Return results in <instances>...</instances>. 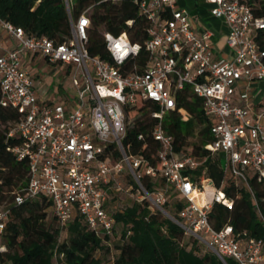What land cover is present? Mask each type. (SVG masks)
Returning a JSON list of instances; mask_svg holds the SVG:
<instances>
[{
  "label": "built area",
  "instance_id": "built-area-1",
  "mask_svg": "<svg viewBox=\"0 0 264 264\" xmlns=\"http://www.w3.org/2000/svg\"><path fill=\"white\" fill-rule=\"evenodd\" d=\"M129 1L146 19L145 42L140 46L125 33L102 31L104 57L88 50L90 8L70 18L69 38L60 44L26 35L0 20V105L19 114L8 130V137L19 143L8 150L28 169L23 195L16 194L14 203L43 196L51 201L58 224L79 215L95 236L112 239L118 224L107 204L114 194L125 193L175 223L184 238L223 264L225 258L236 264H264L262 240L236 233L229 224L213 228L212 205L231 209L232 201L202 171L205 158L217 156L220 162L223 156L224 174L235 187H245L257 207L250 181L264 185V94L248 89L264 82V51L254 40L264 30V20L240 0H204L210 16L227 25L230 57L216 59L212 32L197 33L188 11L174 0ZM64 2L69 11L72 0ZM3 40L13 41L10 49L3 50ZM25 56L63 70L71 87L62 93L63 105L37 98L34 80L22 66ZM184 90L200 100L209 122L211 141L202 148L203 161L176 151L174 137L163 127L171 112L182 122L189 119L177 107ZM146 101L156 107L149 110L156 121L150 130L157 144L153 161L142 154L145 145L133 153L124 143L132 124L128 111ZM168 189L183 203L173 214L164 211ZM8 213L6 205L0 206V264L7 251L3 234Z\"/></svg>",
  "mask_w": 264,
  "mask_h": 264
},
{
  "label": "trees",
  "instance_id": "trees-1",
  "mask_svg": "<svg viewBox=\"0 0 264 264\" xmlns=\"http://www.w3.org/2000/svg\"><path fill=\"white\" fill-rule=\"evenodd\" d=\"M248 5L254 16L264 20V0H240ZM90 8L89 53L104 57L105 47L101 31L118 36L125 33L131 43L143 46L146 39V19L138 12L137 5L129 0H72L70 9L64 0H0V20L24 30L26 35L45 37L55 44L65 42L70 34V18H77ZM131 22V24H127ZM101 30V31H100ZM258 47L264 51V30L254 36ZM178 108L189 115L182 122L176 112L168 114L163 127L175 140L176 151L183 150L202 161L203 146L211 141L209 122L203 116L201 102L184 90L178 99ZM156 107L146 101L128 111L132 124L128 127L125 144L132 152L142 149L145 158L153 161L157 144L150 136L156 121L149 110ZM19 119V114L0 105V206L8 207V221L4 229L3 242L7 251L1 257L2 264H101L97 253L109 255L111 240L95 236L90 232L79 215L66 224L56 222L52 203L40 196L25 198L21 204L14 203L16 194L23 195L28 180V169L24 161L18 162L11 149L18 145L16 138L8 137V130ZM10 125V126H9ZM143 135V141L137 136ZM195 142L189 145V140ZM203 174L221 188L232 201L231 209L213 204L209 217L214 229L229 224L236 233H245L260 239L264 244V185L250 181L257 207L245 187H235L222 169L217 156L205 158ZM201 170L196 171L199 176ZM147 187L148 183L144 179ZM163 186V182L159 181ZM150 189V187H149ZM174 213L183 203L175 202ZM52 211V220L58 228L50 227L47 210ZM120 226V242L113 247L111 264H223L213 253L200 254L199 247L191 238H184L181 229L161 213H151L145 202L133 203L122 212L113 214ZM62 233L66 234L59 241ZM226 264H236L225 258Z\"/></svg>",
  "mask_w": 264,
  "mask_h": 264
},
{
  "label": "rangeland",
  "instance_id": "rangeland-1",
  "mask_svg": "<svg viewBox=\"0 0 264 264\" xmlns=\"http://www.w3.org/2000/svg\"><path fill=\"white\" fill-rule=\"evenodd\" d=\"M101 31V30H100ZM102 32V31H101ZM22 66L28 71L30 77L34 80L35 87L40 89V92L45 94V97L49 98L50 101L54 103L63 105L64 100L62 98V93L71 91L70 81L67 78L66 74L59 67H53L45 63L39 57L34 59L31 56H27L22 59ZM258 89V95L264 94V82H257L251 84L248 90ZM10 126V125H9ZM195 142V139L189 140V145ZM221 165H225L223 156H221ZM169 194V203L165 205L164 211L169 214L174 213V203L177 201V196L172 190L168 189ZM206 198L210 199V193H206ZM134 203L132 197L125 193H116L110 198L107 207L110 213L115 214L117 212L124 211L127 207L131 206ZM47 224L52 228H58V225L54 220H52V211L51 209L47 210ZM120 226L116 227L114 237L108 242L107 246L110 247L109 255L103 253H97L96 257L101 260V264H111L113 247L120 242ZM66 238V234L62 233L59 237V241H63ZM200 254H203L207 251L199 248Z\"/></svg>",
  "mask_w": 264,
  "mask_h": 264
},
{
  "label": "crops",
  "instance_id": "crops-1",
  "mask_svg": "<svg viewBox=\"0 0 264 264\" xmlns=\"http://www.w3.org/2000/svg\"><path fill=\"white\" fill-rule=\"evenodd\" d=\"M177 7L185 9L189 13L190 22L194 30L202 34L205 30L212 32L211 44L213 46L216 59H226L230 57V51L226 48L225 39L227 25L210 16V6L204 0H174ZM13 41L3 40L1 46L3 50L10 49ZM27 56H25L26 58ZM32 58V57H31ZM36 87V95L40 100L45 99V94Z\"/></svg>",
  "mask_w": 264,
  "mask_h": 264
}]
</instances>
